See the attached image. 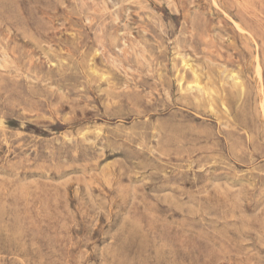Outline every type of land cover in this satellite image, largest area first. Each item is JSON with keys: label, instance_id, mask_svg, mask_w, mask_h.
Wrapping results in <instances>:
<instances>
[{"label": "rangeland", "instance_id": "374dc122", "mask_svg": "<svg viewBox=\"0 0 264 264\" xmlns=\"http://www.w3.org/2000/svg\"><path fill=\"white\" fill-rule=\"evenodd\" d=\"M0 264H264V0H0Z\"/></svg>", "mask_w": 264, "mask_h": 264}, {"label": "bare ground", "instance_id": "6f19581e", "mask_svg": "<svg viewBox=\"0 0 264 264\" xmlns=\"http://www.w3.org/2000/svg\"><path fill=\"white\" fill-rule=\"evenodd\" d=\"M189 87V86H188ZM192 87V86H191ZM195 87V86H194ZM196 88V87H195ZM198 89V88H197ZM200 89V88H199Z\"/></svg>", "mask_w": 264, "mask_h": 264}]
</instances>
